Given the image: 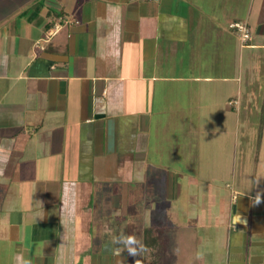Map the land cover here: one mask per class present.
Segmentation results:
<instances>
[{
  "label": "crops",
  "instance_id": "crops-1",
  "mask_svg": "<svg viewBox=\"0 0 264 264\" xmlns=\"http://www.w3.org/2000/svg\"><path fill=\"white\" fill-rule=\"evenodd\" d=\"M136 259L264 264V0L0 4V264Z\"/></svg>",
  "mask_w": 264,
  "mask_h": 264
},
{
  "label": "clouds",
  "instance_id": "clouds-1",
  "mask_svg": "<svg viewBox=\"0 0 264 264\" xmlns=\"http://www.w3.org/2000/svg\"><path fill=\"white\" fill-rule=\"evenodd\" d=\"M257 203H260L259 199H257ZM109 234L110 242L107 247L109 248V251L115 256L121 257V254L124 251H127L129 255L138 257L143 252L147 251V248L143 242L133 234L121 233L116 235L112 234L111 230H109ZM25 264H30V261L25 262ZM121 264H124L122 260ZM134 264H140L139 260L136 259Z\"/></svg>",
  "mask_w": 264,
  "mask_h": 264
},
{
  "label": "built area",
  "instance_id": "built-area-1",
  "mask_svg": "<svg viewBox=\"0 0 264 264\" xmlns=\"http://www.w3.org/2000/svg\"><path fill=\"white\" fill-rule=\"evenodd\" d=\"M233 27L237 28L241 32L243 41H247L250 38V28L247 23L244 22H235L232 24ZM62 29V23H56L51 29L48 30L47 38L55 35Z\"/></svg>",
  "mask_w": 264,
  "mask_h": 264
},
{
  "label": "rangeland",
  "instance_id": "rangeland-1",
  "mask_svg": "<svg viewBox=\"0 0 264 264\" xmlns=\"http://www.w3.org/2000/svg\"><path fill=\"white\" fill-rule=\"evenodd\" d=\"M37 0H0V4H3V9L8 8L9 10H17L21 5H28ZM42 1V0H38Z\"/></svg>",
  "mask_w": 264,
  "mask_h": 264
}]
</instances>
